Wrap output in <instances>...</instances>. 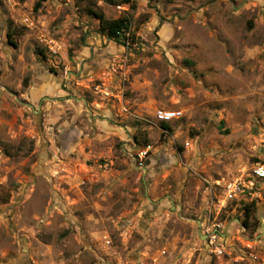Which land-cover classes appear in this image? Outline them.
I'll return each mask as SVG.
<instances>
[{
  "label": "rangeland",
  "instance_id": "1",
  "mask_svg": "<svg viewBox=\"0 0 264 264\" xmlns=\"http://www.w3.org/2000/svg\"><path fill=\"white\" fill-rule=\"evenodd\" d=\"M117 1L125 46L85 1L0 0V264H222L216 225L260 264L264 199L247 228L224 184L264 165V0Z\"/></svg>",
  "mask_w": 264,
  "mask_h": 264
},
{
  "label": "built area",
  "instance_id": "2",
  "mask_svg": "<svg viewBox=\"0 0 264 264\" xmlns=\"http://www.w3.org/2000/svg\"><path fill=\"white\" fill-rule=\"evenodd\" d=\"M25 23L28 24L29 19H26ZM155 118L160 123H172L182 119L183 112L160 109L155 112ZM186 145L187 147L189 146V144ZM224 187L228 196L227 200L229 201H246L250 205L260 199H264L260 198L261 190L264 189V165H254L251 169L242 172L234 179L225 182ZM200 236L203 239L207 253L215 256L222 264H234L239 262L238 259L233 258L232 254L227 251V237L219 225L213 228H203ZM260 264H264V260Z\"/></svg>",
  "mask_w": 264,
  "mask_h": 264
},
{
  "label": "trees",
  "instance_id": "3",
  "mask_svg": "<svg viewBox=\"0 0 264 264\" xmlns=\"http://www.w3.org/2000/svg\"><path fill=\"white\" fill-rule=\"evenodd\" d=\"M87 3L88 14L93 16L99 21L100 30L106 36L107 39L114 41L116 43L122 44L125 46L126 42L129 40L131 34V24L130 21L126 18L118 19H107L103 12L97 8L98 2H104L105 4L116 6L118 5L117 0H82ZM162 127L166 130L170 129V123L162 122ZM255 209V204H250L244 208V213L246 219L244 220V225L248 228L250 226L251 210ZM253 220V219H252ZM254 221H256L254 219ZM258 222H255L253 225L256 227Z\"/></svg>",
  "mask_w": 264,
  "mask_h": 264
}]
</instances>
